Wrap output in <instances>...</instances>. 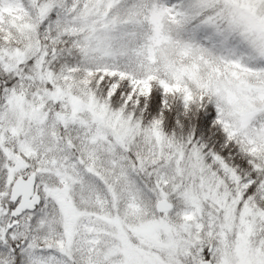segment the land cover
I'll list each match as a JSON object with an SVG mask.
<instances>
[{
  "label": "snow or ice",
  "instance_id": "1",
  "mask_svg": "<svg viewBox=\"0 0 264 264\" xmlns=\"http://www.w3.org/2000/svg\"><path fill=\"white\" fill-rule=\"evenodd\" d=\"M0 264H264V0H0Z\"/></svg>",
  "mask_w": 264,
  "mask_h": 264
}]
</instances>
